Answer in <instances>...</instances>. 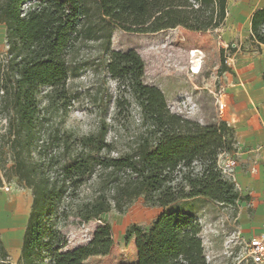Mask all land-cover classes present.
<instances>
[{"label": "trees", "instance_id": "obj_1", "mask_svg": "<svg viewBox=\"0 0 264 264\" xmlns=\"http://www.w3.org/2000/svg\"><path fill=\"white\" fill-rule=\"evenodd\" d=\"M228 4L0 0L7 43L0 54V111L7 122L0 134V172L32 192L18 264H85L89 257L110 254L113 226L103 215L113 208L123 213L140 197L146 206L164 210L148 227L128 226L125 241L135 240L138 260L123 264H209L198 218L173 204L205 198L237 207L248 199L219 163L221 155L236 149L226 121L205 125L172 112L163 91L144 82L145 61L135 49L112 50L107 71L126 95L116 98V106L126 101L138 109L136 132H120V125L111 133L105 117L96 132H42L40 96L47 87L48 105H68L70 59L85 42L103 41L109 51L115 29L213 31L225 24ZM247 40L258 49L264 45V7L253 13ZM227 69L225 63L220 72ZM85 187L90 194L82 193ZM70 217L84 224L99 221L91 240L73 249H67L63 230ZM0 264H13L1 238Z\"/></svg>", "mask_w": 264, "mask_h": 264}, {"label": "rangeland", "instance_id": "obj_2", "mask_svg": "<svg viewBox=\"0 0 264 264\" xmlns=\"http://www.w3.org/2000/svg\"><path fill=\"white\" fill-rule=\"evenodd\" d=\"M219 35L216 31L195 32L182 27L156 33H134L115 29L109 51L105 49L103 41L81 44L70 59L68 105H48L45 97L48 88H43L40 96L44 126L42 132H96L101 117L106 118L111 133L119 132L120 125V132H136L140 123L138 109L126 101H121L120 107L116 106V98H126V95L119 92L117 81L107 71L112 50L130 49L139 52L145 61L144 82L163 91L172 112L205 125L217 123L220 121L217 117V97L222 87L220 70L226 63L225 59L229 60L230 57L227 52L229 47L222 45ZM232 44H237L242 51L252 48L248 42L234 40ZM222 49L224 55L221 53ZM193 50L199 51L196 57L201 59V71L197 74L191 71V66L194 65L191 61L195 58L191 57ZM6 51L5 27L0 24V54ZM6 126L7 122L0 111V134L5 132ZM11 165L12 161L8 160L7 167ZM0 175L3 178L0 203L7 200L25 201L27 222L32 204L31 190L21 185L17 177L11 176L7 179L3 177L2 170ZM9 175L12 173L9 172ZM82 193L90 194V189L85 187ZM173 207L188 210L198 218L203 229L202 238L209 264H252L245 260L247 249L245 239L238 232L237 207L205 198L177 202ZM163 210L161 207L146 206L140 197L123 213L113 208L104 214L103 218L113 226L114 246L110 254L89 257L85 264L136 263L138 253L135 240L129 243L125 241L128 226L137 223L148 227ZM98 224L99 221L79 223L74 217H70L63 228L69 238L67 249L87 244ZM0 238L10 253L12 263L18 264L20 250L11 252L8 238L1 230Z\"/></svg>", "mask_w": 264, "mask_h": 264}, {"label": "crops", "instance_id": "obj_3", "mask_svg": "<svg viewBox=\"0 0 264 264\" xmlns=\"http://www.w3.org/2000/svg\"><path fill=\"white\" fill-rule=\"evenodd\" d=\"M262 7L264 0H229L225 24L213 30L220 34L222 45L234 40L249 43L251 17ZM251 47L232 49L229 69L220 74L222 87L217 97L223 105L217 107V117L228 123L236 139L235 151L221 155L219 163L222 166L226 159L237 158L232 177L248 197L239 201L236 217L245 240L264 231V45Z\"/></svg>", "mask_w": 264, "mask_h": 264}, {"label": "bare ground", "instance_id": "obj_4", "mask_svg": "<svg viewBox=\"0 0 264 264\" xmlns=\"http://www.w3.org/2000/svg\"><path fill=\"white\" fill-rule=\"evenodd\" d=\"M198 51H193L194 70L198 71L201 59L196 57ZM26 203L23 200L0 203V230L5 233L9 241L11 252L19 251L26 223ZM28 214V213H27Z\"/></svg>", "mask_w": 264, "mask_h": 264}, {"label": "built area", "instance_id": "obj_5", "mask_svg": "<svg viewBox=\"0 0 264 264\" xmlns=\"http://www.w3.org/2000/svg\"><path fill=\"white\" fill-rule=\"evenodd\" d=\"M227 47H229V50L227 52L229 53V56H231L232 49H237L239 46L237 44H231ZM192 53L193 51H191V57H193ZM225 62L228 63V59H225ZM191 63L194 64V60H192ZM191 71L192 73L197 74L193 66H191ZM219 106L220 108L223 107L222 104H220ZM237 166V158L230 157L223 162L221 167L223 168L225 173L232 177V174ZM245 245L247 249L245 260L247 262H251L252 264H264V231L260 235L245 240Z\"/></svg>", "mask_w": 264, "mask_h": 264}]
</instances>
